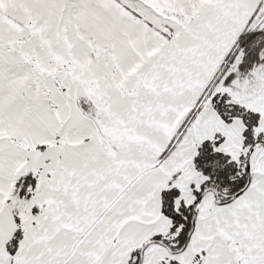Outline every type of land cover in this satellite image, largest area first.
I'll return each mask as SVG.
<instances>
[{
  "label": "snow or ice",
  "instance_id": "snow-or-ice-1",
  "mask_svg": "<svg viewBox=\"0 0 264 264\" xmlns=\"http://www.w3.org/2000/svg\"><path fill=\"white\" fill-rule=\"evenodd\" d=\"M0 264H264V0H0Z\"/></svg>",
  "mask_w": 264,
  "mask_h": 264
}]
</instances>
